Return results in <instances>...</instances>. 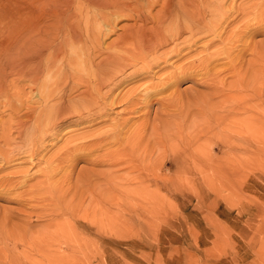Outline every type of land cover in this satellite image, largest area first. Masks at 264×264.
<instances>
[{
	"label": "rangeland",
	"instance_id": "rangeland-1",
	"mask_svg": "<svg viewBox=\"0 0 264 264\" xmlns=\"http://www.w3.org/2000/svg\"><path fill=\"white\" fill-rule=\"evenodd\" d=\"M142 1L147 8L144 11L156 14L160 13L164 0L159 3L149 0L151 7L146 3L148 0ZM166 1L178 4L181 0ZM197 1L205 6L208 3ZM81 2L84 1L0 0V82L5 81L6 75L8 81L14 80L8 87L15 94L21 91L23 79L17 73L21 56L16 50L9 53L7 48L8 39L20 40L19 28L39 15L40 30L50 26L56 35L58 20L68 10L79 11ZM209 2H218L220 13L225 14L217 21L215 31H204L206 35L202 33L195 42L191 41V46L185 45L183 54L173 53L167 56L168 61L158 60L160 64H152L148 71H137L131 64L123 72L110 70L100 84L99 104L91 105L90 111L86 108L88 112L66 113L41 141H37L42 138L40 134L29 135L33 120L19 119L27 107L22 105L14 115V108L20 107L18 98L14 96L13 103L9 101L11 105L4 104L3 95L10 89L4 92L1 89L0 264H264V0ZM202 7L201 17L210 20V12H204L208 8ZM88 11L93 14L84 7L83 13ZM126 12H119L123 16L117 20L111 17L114 27L111 32L101 34L99 43L103 51L95 50V64L106 63V49L118 41L125 28L137 23L151 27V22H136ZM55 15L58 18L53 24ZM25 21L28 22L23 25ZM103 28L105 32L107 26ZM238 31L244 38L249 37L243 39ZM184 34L187 36L189 32ZM229 35L232 37L227 41ZM171 42L161 46L156 54L162 52L161 48L171 47ZM227 43L230 52L222 49L223 46L227 49ZM241 49H245L242 54ZM216 50L219 60L213 56ZM9 55L17 62L8 63ZM184 55H192L186 57L188 62L196 60L191 74H185L176 86L165 85L161 86V92L153 91L155 94L152 92L145 98L149 102L146 105L142 101L146 87L165 79L179 64L187 63ZM222 55H228V59ZM231 56L236 58L232 64ZM196 58L201 59L199 66ZM240 81L249 83L248 87H242ZM83 85L69 92L67 99L76 98L85 89ZM130 95L135 96L133 113L128 112L130 108L126 105V97ZM250 116L261 118L260 146L252 143L257 126L244 124ZM246 128L253 133L245 131ZM111 129L122 132L117 133L120 138L114 133L118 142L115 137L113 141ZM138 130L142 134H134L131 144L130 134ZM105 131L112 135V142L107 141L111 144L94 137L99 133L101 139ZM30 136L37 141L34 149ZM140 136L141 139L137 138ZM84 142L89 144L85 147ZM74 145H79L82 153L78 148L77 152L72 150ZM255 146L260 150L257 157L240 158L242 153H253ZM66 150L69 153L65 154ZM71 150L75 156L70 154ZM58 158L62 161L58 162ZM47 167L51 172L47 173ZM55 183L56 186L52 185Z\"/></svg>",
	"mask_w": 264,
	"mask_h": 264
},
{
	"label": "bare ground",
	"instance_id": "bare-ground-1",
	"mask_svg": "<svg viewBox=\"0 0 264 264\" xmlns=\"http://www.w3.org/2000/svg\"><path fill=\"white\" fill-rule=\"evenodd\" d=\"M83 1L84 2H81L82 5H81L79 11H77L78 8H76L75 10H73V9L68 10L67 12H65V17L63 19H61V20H58L59 22L57 23V26L55 27L56 35H53L52 29H51L50 26L47 27V29L45 31L40 30V23H41V21L39 20V15H38V17H35L30 22L25 21V23H23V25L26 24L27 22H28V24L25 25V26H22L21 29L20 28L18 29V30H20V31H18V33H20V36H19L20 40L17 38V40L19 42L16 40L15 37H12L11 39H8L7 40V46H8L7 48L9 49V53H10V50H13V53L16 50V52L19 53V57L21 56L20 62H19V70H18L17 73H19L18 77H20L21 79H23V81H22L23 82V85L21 86V91L20 92L17 91L16 94L18 93V95H16L15 92H13L11 90L12 87H11V89H10V87H8V85H9L8 83L9 82L12 83L14 80L12 81V80L9 79V81H8L7 79L9 77H6V75H4L5 76L4 77L5 78V81L4 82H0V92H1V89H3V92H4V90H7V89H10V91H12V92L5 91V94L3 95V97L5 98L4 99L5 100L4 104H6V103L7 104H10L9 101L11 103H13V97L14 96H16L18 98L17 101H19L20 107L14 108V110H15L14 111V115H15L16 112L20 111L22 105L23 106L25 105L27 107V110L25 108L26 111L24 113L20 114V118L19 119H21L23 121L24 120H27V121L33 120L32 121L34 123L33 124V128L31 130V132L29 133V135L31 134L32 136H34V135L40 134V136L42 138H40V140H37V141H41L42 139H44L43 137H44V135H46L47 131H49L50 129H52L55 126H57V124H59V121H60L58 119L63 120L62 118L64 116H66V113H68V112L71 113L72 111H75L76 112L78 110L81 113L84 110H87V109L89 110L90 108H92L91 105H93V104L94 105L95 104L98 105L99 104V98H101V96H102V95H100V92H101V90H100V84L102 83V80L104 79V77L106 75H108V72L110 70L111 71H113V70L114 71H121L122 70V72H123V69L126 66L128 68L130 66V64H131V65H134L133 67H136L135 69H137V71L139 69L140 70L141 69H143V70L146 69V71H148L149 70L148 69L149 67H152L153 68L152 64H154V63L155 64H160L158 62V60L160 61L163 58H165L163 60H167L168 61L167 56H169V55L172 56L173 53H175L174 56L176 55V53L179 54V56H180V54H183L181 52L183 51V49L186 46H188V45L191 46V41L192 42H195L196 39H198L197 37L200 36L202 33H204V31L211 30V29L214 30V27H216L215 25H217V23L219 22L218 20L221 19L225 15L223 13H220L221 11L219 10V7H221V6H220V4L218 2H209V0L207 1L208 3H206V6L203 5L205 3L201 4V2H198L197 0H181V1L178 0V1H180L178 4H175L173 2L172 3L171 2L167 3V1L164 2L165 1L164 0V1H162V9L163 10L161 9L160 13H157L156 12V14L153 13V12L151 13V11L150 12L144 11L143 9L146 8L145 7L146 5H144V6L142 5V4H145L142 0H83ZM151 1L152 2H154V1L157 2L158 1V3H159V0H151ZM139 2H143V3H139ZM147 2L149 4L151 3L149 0L146 1V3ZM33 3H35V2L33 1ZM148 3H147V5H149ZM258 4L261 5L260 3H258ZM202 5H203V7H205V8L207 7L208 8V9H205V10L202 9V10H204L205 13H206V11H209L210 14L212 15V17H211L210 20H207L205 17H201L202 14L200 13L199 9H201ZM77 6H78V4H77ZM149 6L151 7V5H149ZM28 7H29V5L27 7H25V8H28ZM84 7H86L88 10H91L90 12L91 13L93 12V14L90 15L89 11L86 14H84L83 13ZM259 7L261 8V6H259ZM28 10H29V13H30V9H26L27 12H28ZM70 11H71V13H70ZM125 11L129 12L130 13V16H132L135 19L136 22L138 20L147 21L148 23L151 22L152 23L151 24V27H148L146 25L147 23L144 22L145 25L144 24H140L139 25L138 23L137 24L135 23L136 25H134L133 27L125 28L124 31H123V33H122V35H120L118 41L116 43H114L112 47H109V48L106 49L108 51V54H107L106 58L104 59L106 61V63H104L103 61H101V63H99V64L96 63L95 64L94 61H93V57H95L96 56L95 54H97L95 52V50H97V51L102 50L103 51V49H102L103 47L99 43L100 36H102L101 34L105 35L106 33L111 32L112 31V28L114 27V25H113L114 21L112 20L111 17L113 16L114 17L113 19L117 20V19H119L120 17L123 16V15L118 14V13L119 12L125 13ZM97 13L99 15L98 17L95 16ZM32 15H34V14H32ZM52 16H54V15H52ZM44 17L46 19H48V17H46L45 15H44ZM31 18H32V16H31ZM56 18H58L57 15H55V18H53V24H54V21L56 20ZM24 19L27 20L29 18H25L24 17ZM22 21L24 22V20H22ZM223 21H224V18H223ZM222 24H223V22H222ZM105 25L107 26V28H106V30L104 32V28L103 27ZM223 29H225V28H223ZM234 29L232 31H230V34H231V32L235 31ZM185 31L186 32L187 31L189 32V34L187 36L184 34ZM243 31H246V30L243 29ZM211 32H213V31H211ZM240 32H242V31H240ZM220 33H222V32H220ZM227 33L229 34V32H227ZM237 33H239V31ZM237 33H235V34H237ZM204 34H202V35H204ZM215 34H218V33H215ZM239 34H241V36H242V33H239ZM251 34L252 33L250 31V36H251ZM17 35H19V34H17ZM211 35L213 37V34H211ZM241 36L239 35V37H241ZM247 36L249 37V35H246V37ZM212 37H211V39H212ZM215 37L216 36H214V38ZM231 37L229 35V37H227V41ZM246 37L244 38L242 36V38L245 39V40H246ZM224 39H223L222 42L225 43V40ZM232 39H231V41L234 42L235 36ZM237 39H238V36H237ZM237 39H236V41H238ZM170 41L173 42V45L171 47H169V45H168V48H161L162 49V52H158V54H156L157 51L160 49L161 46L165 45L167 42H170ZM231 41H229V42L231 43ZM242 41L243 40L241 39V42ZM214 42L215 41H213V43ZM239 42H240V40H239ZM245 42H247V41H245ZM171 43H170V45H171ZM213 43L210 44V45L211 46L214 45ZM216 43H218V42L216 41ZM216 43H215V45H216ZM228 43H227V45L230 44V43L229 44ZM16 44H18V45L15 48L14 46ZM223 45H226V44H223ZM231 46H232V44H231ZM13 47H14V49H13ZM163 47H165V46H163ZM228 47H230V45L227 46V49L224 46L222 47V49H225L226 51L230 52L231 50H228ZM243 48H246V47L243 46ZM247 49H248V47L246 48V50ZM193 50H191V51H193ZM233 50H234V48H233ZM242 50L245 51V49H241L240 52ZM219 51H220L219 54H221V51L222 50H219ZM226 53H224V55H226ZM197 54H199V52ZM210 54L212 55L211 52H210ZM215 54H217V50H216V53L214 52L213 56L215 58L218 57V56H215ZM228 54H231V53H228ZM241 54H242V52H241ZM185 55H187V54H185ZM185 55H184L185 61H187L186 57H188V58H190V56L192 57V55H190V56H185ZM224 55H222V57L227 58L228 55L227 56H224ZM195 56H196V54H195ZM213 56H212V59L214 60V57ZM232 56H231V59L229 57L230 61H232V59H234V57H232ZM6 57H7V62L8 63H14L16 61V60H14L15 57H13L11 55L6 56ZM219 57H218V60L220 59ZM239 57L240 56H237V58H239ZM199 58L202 59V57H199ZM172 59H175V57H173ZM182 59H183V57H182ZM182 59H180V60L182 61ZM206 59H209V58H206ZM235 59H234V61L231 62V64L233 62H236ZM189 60L191 61L192 59H189ZM197 60H198V62H197V65H198V63H199L200 60L199 59H197ZM140 62H142L141 65H138V64H140ZM206 62H207V66H208V64H209L208 62L209 61H206ZM211 63H213V62L211 61ZM202 65H204V64L202 63ZM202 65H201V67H203ZM193 66H196V60H194V58H193V61H191V62H188L187 61V63L184 62L182 65L179 64L178 67H175L173 70H171V72L169 74H167V76L165 77V79H161L158 83L155 82L156 84H153L151 86L146 87V89L144 91V94L142 95V98H143L142 101H144V103L145 102L147 103L148 100H145V98L148 99V97L152 94L153 91L155 93H157L158 91L161 92V90L163 89V87L165 88V85L166 86L167 85L176 86L177 85L176 83L177 82H180L179 79H181L183 76H185V74H187V73L191 74L190 71L191 72L193 71L191 69ZM223 66H225V65H223ZM236 66L237 65L233 66V68H235ZM201 67H199V69ZM209 67L210 66H208V68ZM215 67H216V65H215ZM187 68H189V69H187ZM16 69H18V68H16ZM135 69L133 71L134 72L133 75H135V73H137ZM193 69H194V67H193ZM199 69H197V70H199ZM214 69H216V68H214ZM168 70H170V69H168ZM202 70H204V69H202ZM211 70H213V69L211 68ZM241 70H242V66H241ZM209 72H210V70H209ZM11 73H13V72H11ZM206 74H207V72H206ZM242 82H245V81H240V84ZM18 83L20 85V82H18ZM81 84H84L83 86H85V89L83 91H81L79 93V95L76 96V98L67 99L68 93L69 92L71 93V91L74 88L80 86ZM243 84H241V85H243ZM247 84H249V83H247ZM247 84H244V86H242V87H245V85L248 87ZM2 85H3V87H2ZM161 86H163V87H161ZM240 86L238 84V86L236 87L237 88L236 90H238V88ZM5 87H7V88L4 89ZM14 87H16V86H14ZM158 87H161V88H158ZM168 87H166V88H168ZM247 87H246V89H247ZM233 92H236V91L234 90ZM241 92H239V93H241ZM10 93H13L14 95H11ZM130 96L131 97H129V96L126 97V100H127V102H126L127 104L126 105H128V107L130 108L128 110V112L129 111H132V113H133L132 104H134V102H135V96L134 95H130ZM97 98H98V100H97ZM72 100L74 101V103H73ZM1 102H3V101L0 100V103ZM88 110H87V112H88ZM170 114H171V112H170ZM13 117H15V116H13ZM257 117H259V118H257ZM257 117L256 116L255 117L250 116V118L248 117L249 119L248 118L246 119L248 121V123H244V124H249L250 123V124H254L255 126H257V127H255V131H257V133L255 132V134L252 136L253 137L252 143L255 144V145H259L260 146V143H261V118H260V116H257ZM124 121H126V120H124ZM219 123H220V120H219ZM53 125H55V126H53ZM249 126L247 125V128H251ZM247 128H246L245 131L251 130V129H248L247 130ZM253 128H252V130H254ZM111 130H113V129H111ZM139 130L141 131V128ZM139 130L136 131V132H132L133 134H130L131 135V137H130V140H131L130 143L134 140V138L132 136H134V134H136V133L139 134V132H140ZM234 130H236V129H234ZM106 131H105V133L103 132L104 135L101 134V135H103V137H101V139H99L100 138L99 133H98V136H95L94 135L95 139L102 140V141H104V143L107 142L108 140H110V138H111L112 135L109 136V132L110 131L107 132V133H106ZM113 131H112V134H113V138L112 139L114 141V137H115V141L118 142V139H117L116 136L120 135V134H117V133L118 132H121V131L120 130L119 131H114V132ZM245 131H244V133H245ZM9 132H10V129H9ZM175 132H177V131H175ZM248 132H250V131H248ZM114 133L117 134V135L115 136ZM250 133L252 134L253 131L250 132ZM137 134L135 136H137ZM198 134H200V133H198ZM198 134L196 136H198ZM4 135H6V134H4ZM130 135H128V137ZM20 136H22V135H20ZM122 136H123V134H122ZM124 137H126V136H124ZM3 138H5V137H3ZM22 138H24V136ZM137 138L141 139V136L140 137H137ZM196 138L197 137H195V139ZM29 139H30V142H33L32 144L34 145V147H33V149H34L37 141L34 142L33 140L35 138L34 139L31 138V136H30ZM92 140L95 141L94 139H92ZM93 141H91V143ZM119 141H120V139H119ZM223 141H225V139ZM88 142L90 143V141H88ZM88 142L87 143L84 142V146H85V144L87 146V144H89ZM109 142H107V143H109ZM111 142H110V144H111ZM122 142L123 141L121 140L120 143H122ZM226 142H228V140ZM6 143H5V145H6ZM94 143H92V144L94 145ZM106 144H103V145H106ZM75 145H74V148L72 150H74V151L77 152L76 149L78 148L79 145H77V146H75ZM81 145L83 146V142H82V144H80V147H81ZM224 145H226V144H224ZM228 145H230V144H228ZM123 146H124V144H123ZM121 147H122V145H121ZM255 147H256V149L254 150L253 153H250V154H247V155L245 153H242L241 155H243V156L240 155V158L242 157L244 159L245 158L249 159V158H255V157H257L259 155V151L260 150L258 149L257 146H255ZM79 148H78V150H79ZM88 148H90V147H88ZM88 148H87V150H88ZM30 149H28V152H29ZM82 149H84V148H82ZM257 149H258V151H256ZM72 150L70 152L71 155L73 154L72 153L73 152ZM95 150H96V148H95ZM35 152L33 151V153H35ZM210 152H211V150H210ZM8 153L9 152H7V154ZM64 153L66 154V153H69V152L66 150ZM64 153L61 154L62 157L64 156ZM91 154H92V152H91ZM2 155H3V153H2ZM10 155H12L11 152H10ZM67 155H65V156H67ZM83 155H86V154H83ZM173 155H175V154H173ZM207 155H209L208 152H207ZM32 156H33V154H32ZM61 156L59 155V157H61ZM73 156H75V154H73ZM233 156H234V154H233ZM235 156H237V155H235ZM260 156H261V153H260ZM3 157H5V155H3ZM61 158H58L59 159L58 162L62 161ZM44 159H46V158H44ZM62 159H64V157ZM72 160H73V158H72ZM46 161H47V159H46ZM6 163H7V161H6ZM52 164H54V162ZM48 167H49V165H48ZM52 167L53 166H51L50 168H52ZM56 169H57V167H56ZM49 172H51V171H49V168H48L47 173H49ZM17 173H19V172H17ZM45 173H46V171L44 172V174ZM47 176H48L47 177L48 179H50V180L52 179V177L49 176V174ZM45 177H46V174H45ZM43 181L40 180L39 182L40 183L41 182L42 183H45ZM51 183H52V181L49 182V185ZM52 185L56 186L57 183L52 184ZM50 187H53V186H49V188ZM57 187H59V186H57ZM57 187L56 188L53 187V188L54 189H57ZM44 188L46 189L47 187H44ZM40 189H37L36 191H39ZM56 192H57V190H56ZM61 192H63V191L61 190Z\"/></svg>",
	"mask_w": 264,
	"mask_h": 264
}]
</instances>
